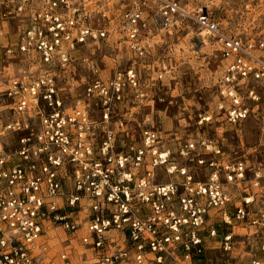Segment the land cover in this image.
<instances>
[{
  "label": "built area",
  "instance_id": "1",
  "mask_svg": "<svg viewBox=\"0 0 264 264\" xmlns=\"http://www.w3.org/2000/svg\"><path fill=\"white\" fill-rule=\"evenodd\" d=\"M193 1L0 0V35L16 27L20 56L0 90V264H205L243 237L249 264H264L262 169L204 134L164 138L130 110L144 99L139 68L162 76L160 30L179 24L223 57L221 121L262 104L264 0L236 31ZM114 44L134 63L96 76L86 62Z\"/></svg>",
  "mask_w": 264,
  "mask_h": 264
},
{
  "label": "rangeland",
  "instance_id": "2",
  "mask_svg": "<svg viewBox=\"0 0 264 264\" xmlns=\"http://www.w3.org/2000/svg\"><path fill=\"white\" fill-rule=\"evenodd\" d=\"M259 1L193 2L199 6L206 5L223 20L227 29L236 31V20L246 21L253 12V4ZM246 4H250L252 10H247ZM192 29L179 24L178 28L170 32L160 30L157 58L154 61L162 76L157 78L156 74L139 68L144 99L143 103L130 107V110L140 124L143 120L147 122L152 119L164 138L169 139L173 133L184 138L201 134L210 136L217 140L227 157L242 159L253 168L259 166L264 173V99L255 113L240 124L221 121L216 110L219 99L216 87L224 60L212 39L202 37L196 29ZM6 30V34L0 35V90L4 88L6 79L20 66V56L15 51L16 27L11 26ZM114 46H98L96 56L86 62L89 65V61H92L93 66L97 67L96 76H107L117 67L134 63L127 49ZM73 78L77 79L75 75ZM203 114L212 115L213 122L199 126L197 122ZM242 229L239 226L236 230L244 234L245 229ZM252 229L254 232L255 228ZM243 239L237 240L235 247L226 253L216 247L209 250L205 264H249V248L246 238ZM58 248L56 242L51 253Z\"/></svg>",
  "mask_w": 264,
  "mask_h": 264
},
{
  "label": "bare ground",
  "instance_id": "3",
  "mask_svg": "<svg viewBox=\"0 0 264 264\" xmlns=\"http://www.w3.org/2000/svg\"><path fill=\"white\" fill-rule=\"evenodd\" d=\"M192 30H193V29H192ZM193 31H194V30H193ZM190 32H191V30H190ZM196 32H197V31H196ZM192 33H193V32H192ZM204 33H205V32L203 31L202 34H204ZM189 36H190V35H189ZM206 38H207V37H206ZM201 39H202V38H201ZM206 42H207V41H206ZM206 42H205V43H206ZM1 82H2V81H1ZM239 230H241V229H239ZM242 230H243V229H242ZM243 231H244V230H243Z\"/></svg>",
  "mask_w": 264,
  "mask_h": 264
}]
</instances>
